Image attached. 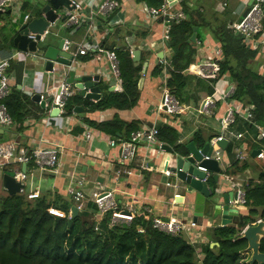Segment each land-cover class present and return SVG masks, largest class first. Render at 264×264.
I'll return each mask as SVG.
<instances>
[{
  "label": "crops",
  "instance_id": "obj_1",
  "mask_svg": "<svg viewBox=\"0 0 264 264\" xmlns=\"http://www.w3.org/2000/svg\"><path fill=\"white\" fill-rule=\"evenodd\" d=\"M73 1L87 2V0ZM115 1L119 4L116 11L118 17L114 16L110 20L98 17L95 21V31L91 35L86 31L85 26L74 30L63 27V23H60L57 29L52 32L57 36V39L68 40L71 43L70 53H76L73 57L76 61L74 66H77L80 72L100 76V99L105 94L115 93L113 88L118 86V81L111 74L105 57L96 53V46L100 45V48L106 51L111 49L128 51L130 49L132 52H138V65L141 64V74L137 83L139 97L136 106L130 110L111 108L104 111L87 112L83 107L84 101L91 103L97 101L83 99L80 97L79 91L75 89L74 96H77L76 98L80 100L77 103L75 101L71 103V111L73 112L68 116H51L53 111L49 112L47 105L46 108L44 106V109H42L44 114L42 113L41 116L31 110L30 114L26 115L22 130L19 133L14 131V126H11L8 130L0 126V130H2L0 132V142H11L18 148L28 151L41 148L44 150L57 149L59 152L57 172L45 169L39 170L31 163L26 166L15 164L4 168L0 167V195H6L1 186L3 172H24L26 180L21 194L25 195L28 200L40 197H45L52 202L65 200L72 207L74 205L69 190L75 187L76 180L83 178L86 182L83 188L85 203L83 205L84 209L79 211L78 215H88V220L92 222L98 223L102 219L88 208L90 203L87 198L95 190L112 191L118 208L121 210L131 209L134 216L143 214L149 220L153 217H160L163 220L174 218L181 221H192V211L188 205V190L185 186L177 184V190L165 187L167 179L162 171L165 167L168 170L172 167V163L169 162V155H176L172 152L170 146L165 145L170 148L171 153L159 151L156 147L147 148L144 144H140L135 159L130 163L123 164L120 162L119 148L109 146V141L113 138L89 127L86 122L91 121L101 124L116 119L123 124L134 123L136 130L142 127L156 126L160 128L166 126L176 131L179 144H184L187 148L189 143H193L198 150L201 149L193 142L196 133H201L206 144L212 138L219 136L226 138L227 145L224 150L221 149L222 161L219 163L220 172L217 183V185H222L226 182L225 180L228 181L225 183L226 185H222L224 189L226 188V190H222L224 192L231 190L228 185H236L243 190V185L248 181H258L259 175L264 173V160L256 159V154H252L259 152V150L264 152V140L263 142L258 140L257 143L260 146H256L255 135L257 133L251 134L248 140L251 147L249 149V145L245 140L248 121L245 120L244 115L239 116L241 119H236L235 124L230 127L233 134L242 135L240 139H235L222 132L220 119L231 105L233 107L235 105V102L231 101V104L229 100H222L220 97L232 87L226 74L215 82L212 86L213 93L208 95L202 86L197 85L198 80L185 71L183 74L191 76V78L190 86L186 89L184 95L188 99V103L181 104L179 102L183 106V112L174 118L158 112L157 106L161 98L163 78L164 76L169 78V75H165L163 70L158 76H152L151 73L159 65L160 60L168 62L171 55V51L167 49L166 42L163 40V25L159 20H149L146 8L150 7L145 2L137 0ZM186 1L190 8L198 6L204 24L226 23L229 29L232 24L243 17L248 4L252 2V0ZM39 3H41V0H18L13 12L10 13V17L0 19V60L16 50L13 45V38L18 27L24 23V17L39 18L41 16V5ZM172 9L176 12L180 10L179 5H175ZM7 10L10 11V8ZM61 11L63 16H67L68 11L64 9H61ZM4 12H1V14ZM117 20L122 22H117ZM197 31L199 39H196L193 34L194 39L191 40L194 43L196 54L193 63L189 67L210 61H221L220 45L214 40L212 34L205 27L200 30L197 28ZM11 44L13 45L12 49H10ZM78 46H83L86 49L85 55L77 54ZM216 51H220L217 57ZM256 51V61L261 64L259 73L264 74V45H259ZM12 62L20 65L22 72L18 85L15 84L14 77L10 76V88L16 86L31 100L33 95L43 96L45 100H50L59 82L67 78L66 74L62 72L50 74L44 69V61H34L23 54H19ZM167 66H169L168 63L162 65V69L166 70ZM217 74L214 78L217 77ZM200 79L207 81L212 78ZM204 87H207V85L204 84ZM109 88L111 91H108ZM120 89L116 93H120L122 87ZM209 97L214 101V110L211 116H206L201 114L200 106ZM45 103L48 104V102ZM72 107H77L82 112L75 113ZM38 116L40 117L36 118ZM86 131L92 133L91 139L88 141L85 139ZM127 137V134L119 135V141H124ZM228 146H232L231 150L226 149ZM239 147H241L240 151H237ZM245 147H247L246 152ZM241 150L245 152L244 160L235 161V154L241 152ZM129 170L131 174L126 175L124 171ZM225 172H228L229 175H225ZM175 191L180 197L176 199L174 204L172 198ZM236 210L238 216H247L248 209L246 206L236 208ZM84 220L86 221L82 218V221ZM196 225L191 235L186 237L182 234L186 240L187 238H193L196 241L193 246L206 244L208 242L206 234H210L215 227L221 226L219 217L215 220L207 217L198 218ZM197 256L200 260L202 259L199 248L197 249ZM250 256L251 254L247 256L248 260H250Z\"/></svg>",
  "mask_w": 264,
  "mask_h": 264
},
{
  "label": "trees",
  "instance_id": "obj_2",
  "mask_svg": "<svg viewBox=\"0 0 264 264\" xmlns=\"http://www.w3.org/2000/svg\"><path fill=\"white\" fill-rule=\"evenodd\" d=\"M137 1L145 2L150 8H157L163 2ZM179 8L185 19L171 24L166 41V47L171 51L166 69L169 75L166 86L170 93L181 104L188 103L184 95L190 86L191 76L183 73L193 63L196 54L191 36L194 34L199 39L198 31L194 33L193 29L205 27L219 43L222 59L216 62V78L205 81L193 75L198 80L197 85L211 95L215 82L223 75H228L229 84L233 88L228 100L244 107L251 106L252 120L248 123L264 130V74H260L258 70L260 63L256 61L257 51L247 50L241 36L229 29L226 23L204 24L198 6L190 8L186 0H181ZM7 11L0 14V19L10 17ZM12 48L11 44L10 49ZM110 51H114L117 56L122 91L105 94L96 103L84 101L83 107L87 112L111 108L130 110L138 102L137 83L141 64L135 66L129 51ZM162 70V65L159 64L151 75L158 76ZM21 72L20 65L9 62L6 75L9 78L12 75L16 85L20 83ZM76 97L67 101L64 116L73 112L71 103L80 100ZM1 103L6 107L16 133L21 132L26 115L31 110L40 116L44 112L16 86L10 88L9 94ZM86 123L116 140H119V135L124 134L128 135V140L130 133L136 130L134 123L123 124L116 119L109 123ZM157 129L160 143L170 146L176 155L188 156L186 145L179 144L175 130L166 126ZM193 142L199 149L206 144L201 133L194 135ZM231 148L232 146H228L226 149ZM224 174L229 175L228 172ZM206 184L211 187L214 181L209 178ZM243 191L248 212L247 216L242 217V224L215 227L210 234H206L208 242L200 246L191 245L182 235H169L152 228L151 220L143 214L135 216L129 224L119 223L113 226H109L111 215L107 214L98 223L97 230H94L96 223L88 220V215L71 216L69 222L71 205L65 200L52 202L45 197L28 200L23 194L0 195V264H238L241 253L247 249V242L239 235L240 231L257 220L264 222V173L259 175L257 182L248 181L244 184ZM90 206L94 207L91 210L95 213V206L89 204L88 208ZM50 208L64 213L65 218L50 215ZM82 218L86 221H82ZM138 229L143 232L138 233ZM211 243H216L217 246L211 248ZM198 248L202 253L201 260L197 256ZM259 251L264 253V238L260 240Z\"/></svg>",
  "mask_w": 264,
  "mask_h": 264
},
{
  "label": "built area",
  "instance_id": "obj_3",
  "mask_svg": "<svg viewBox=\"0 0 264 264\" xmlns=\"http://www.w3.org/2000/svg\"><path fill=\"white\" fill-rule=\"evenodd\" d=\"M181 0H163L162 4L157 8H146V14L149 20L151 21H160L163 25V40L166 42L168 40V35L170 31V26L172 23H178L185 19L184 14L178 10L174 11L172 8L175 5H179ZM18 0H0V12H4L6 9L10 8V12H13V9L16 7ZM71 6L73 9L67 13L66 19L63 22V27L68 29H77L85 26L86 31L91 35L95 31L96 24L95 21L98 17L104 19H111L116 14V11L119 8V4L115 0H87V2H79L71 0ZM29 17L25 16L24 21L26 22ZM117 22H122L117 20ZM230 29L235 32L237 35H240L242 38V42L246 49L256 51L259 45H264V0H253L251 6L249 7L248 12L236 23L230 26ZM47 34L45 31L42 35L39 36V41H42L44 36ZM28 38L33 42H36L35 35L29 34ZM97 44V43H96ZM71 43L68 40H64L62 51L70 52ZM96 53L101 54L107 60L111 74L117 79L118 86H114L113 91L119 92L121 89V82L119 79L118 72V60L114 51H106L100 48V45L96 46ZM129 53L132 57V51L129 49ZM19 54H23L25 57H30L34 61L41 60L39 54L35 52H19L14 50L8 57L0 60V126L10 128L13 126L12 120L7 113L6 107L1 103L8 94L10 90V78L6 75V70L9 67V62L16 58ZM78 55H85L86 49L83 46H78L77 49ZM220 51H216V57L219 56ZM74 57L76 53H71ZM166 61L160 60L159 64L166 65ZM165 75L166 70L163 69ZM187 73L194 75L199 78H214L217 73V63L214 61H210L208 63L197 64L195 66H191L187 68ZM168 80V76H164L163 84L161 88V98L160 102L157 106V111L163 115L174 118L176 115L181 114L183 112V106L179 103V101L170 93L169 89L166 86V81ZM233 88L230 87L229 90L221 95L222 100H228V98L232 94ZM75 88L66 83V79H63L59 82L57 88L52 93L50 100H45L43 96H40V101L44 102L45 108L48 105V111L56 110V116L61 117L64 116L65 106L67 101L74 96ZM230 101V100H229ZM45 102H48L45 103ZM234 102V101H232ZM231 103V101H230ZM232 104V103H231ZM214 110V101L211 97L205 99L200 106V112L203 115L211 116ZM252 110L251 106H242L238 105L235 102L234 107L231 105L224 113V115L220 119V126L222 132L224 134L233 137L235 139H240L242 137L241 134H233L230 130V127L235 124V112L239 114L240 117L242 115L245 116V120L248 122L252 120ZM256 126L258 130L257 139L263 141L264 140V130L260 127ZM158 129L156 126L150 127H142L132 133H130L128 140L119 141L116 139H112L109 141L110 147L117 146L120 151V162L123 164H127L132 162L137 154L138 146L140 144H144L147 148L156 147L159 151L163 146L157 139ZM92 133L90 131H86L85 139L88 141L91 139ZM226 140V138L219 136L216 138H212L208 144L211 147V152L209 155H204L202 157V161L214 160L217 163L222 161V150L217 146V143ZM242 146V145H241ZM241 147L237 149L240 151ZM242 152V153H241ZM237 152L235 154L236 161L244 160V152ZM59 152L57 149H49L44 150L41 148H36L31 151L18 148L15 144L11 142H0V167L4 168L10 165H22L26 166L28 164H33L39 170H49L51 172H57L59 168ZM256 159L264 160V152L259 150L258 154L255 156ZM199 171L205 172L208 174L206 169L197 167ZM14 179L19 181L23 187H25L26 174L24 172H15ZM126 175H130L131 171H124ZM162 174L166 177H173V173H171L166 167L162 171ZM118 176V174H116ZM209 178L206 176L202 183H206ZM228 182L227 180H225ZM225 182V183H226ZM222 185H226V184ZM86 182L83 178L76 180L75 187L69 190V194L71 196V201L73 202L74 207L77 211H81L84 209L83 199H84V190ZM166 187L173 188V190H177L178 186L176 182L167 183ZM221 187V186H220ZM231 192L235 193V200L231 201V207L235 209L237 206H245L244 199V191L236 186V185H228ZM221 189V188H220ZM24 190V189H23ZM21 191V193L23 192ZM226 190V188L222 189ZM89 199L95 205L97 212L95 215L100 218H104L105 215H111V221L109 222V226H113L119 223L129 224L134 216V212L130 210H121L118 208V205L114 199L112 191L106 190H95L89 194ZM180 195L176 194V191L172 198V203L175 204L177 198ZM48 213L52 216L58 218H65L64 213L50 208ZM149 213V212H147ZM71 212H69L68 220L71 219ZM101 219V220H102ZM100 220V221H101ZM258 220L256 223H259ZM99 223V222H98ZM94 230H97V225ZM152 228L164 232L169 235H182L184 234L191 235L194 229L196 228V223L193 221H181L174 218H169L168 220H163L160 217H153L151 219ZM247 227V226H246ZM245 227V228H246ZM243 228V229H245ZM242 229V230H243ZM239 233L240 236L243 235V231ZM138 233H142V229L137 230ZM187 241L194 245L196 241L193 238L188 239ZM250 253L245 250L241 253L240 257L249 256Z\"/></svg>",
  "mask_w": 264,
  "mask_h": 264
},
{
  "label": "water",
  "instance_id": "obj_4",
  "mask_svg": "<svg viewBox=\"0 0 264 264\" xmlns=\"http://www.w3.org/2000/svg\"><path fill=\"white\" fill-rule=\"evenodd\" d=\"M252 2L248 4L243 16L248 12ZM39 4L41 5V16L39 18L29 17L26 22L18 27L13 38L14 47L19 52H35L39 54L41 60L44 61V69L47 72L50 74L61 72L66 74V83L79 91L80 97L89 101H98L101 96L100 76L98 74L89 75L80 72L78 67L74 66L76 61L71 53L62 51L64 40L57 39V36L52 32L66 19V16L62 15L61 9L68 12L73 9L71 0H41ZM6 13L10 14L11 12L7 11ZM45 31H47V34L42 41H39V36ZM193 31L196 32L197 28H194ZM29 34L35 35L36 42L28 38ZM193 39L194 35L191 37V40ZM138 56V52L132 53V60L135 66L138 65ZM108 91H111V89L109 88ZM32 100L44 109V102L40 101V96L33 95ZM73 110L75 113H79L78 111L82 112L77 107L73 108ZM56 114L57 111L53 110L51 116H56ZM4 129L8 130L9 128L4 127ZM226 145V140L217 143V146L222 150L225 149ZM187 149L189 155L186 157L169 155V162L172 163L169 171L173 173L174 182L181 183L188 190V205L191 207L192 221L196 223L198 218L207 217L215 220L219 217L221 227L242 224V217L238 216V211L234 207H231V201L236 198L235 193L222 191V185H217L214 192L206 183H202V180L207 176L217 184L220 172L219 163L216 161H202V157L209 155L211 152L209 144L198 150L193 143H189ZM161 150L171 153L170 148L165 145L161 147ZM255 154H258V152H254L252 155ZM197 167L206 169L208 174L199 171ZM14 177L15 173L12 171L3 172L1 175L2 189L8 196L21 194L24 189L23 185L15 180ZM70 212L72 217L78 214L74 206L71 207ZM236 218L238 220L235 221L234 219ZM241 238L247 242L246 250L251 254L250 264H264V253L259 251L260 240L264 238V222L260 221L255 226H247ZM214 246H217V244H210L211 248Z\"/></svg>",
  "mask_w": 264,
  "mask_h": 264
},
{
  "label": "rangeland",
  "instance_id": "obj_5",
  "mask_svg": "<svg viewBox=\"0 0 264 264\" xmlns=\"http://www.w3.org/2000/svg\"><path fill=\"white\" fill-rule=\"evenodd\" d=\"M7 10V9H6ZM247 50H249V49H247ZM252 51V50H251ZM259 63V62H258ZM261 64H259V66H258V70H259V68L261 67L260 66ZM262 73H263V71H262ZM235 118L236 119H238V118H240L239 117V114L237 113V112H235ZM241 119V118H240ZM249 126V127H248ZM253 133H257L258 134V130H257V128H256V126H254V125H251L250 123H247V127H246V134H245V140L247 141V143H248V145H249V149H251V147H250V143H249V138L251 137V134H253ZM257 135H255V145L256 146H260V145H258V139H257ZM246 149H247V147H245V152H246ZM244 152V153H245ZM251 153V152H250ZM166 179H167V181L165 182V187H166V184L167 183H172V182H174V178H172V177H166ZM179 186H181V183H179V182H176ZM167 188V187H166ZM210 188H212V190L214 189V192H215V189L217 188V184L216 183H214V185L213 186H211ZM7 195V194H6ZM88 199V201H89V203L90 204H92V205H94L93 203H92V201L89 199V197L87 198ZM85 194H84V199H83V205H84V203H85ZM95 206V205H94ZM242 207H244V206H237V208H242ZM89 209H94V207L93 206H90V208ZM95 209H96V207H95ZM96 212H97V209H96ZM95 212V213H96ZM258 223H254V224H251V225H249V226H255V225H257ZM246 229V228H245ZM245 229H243L242 231L244 232L245 231ZM249 258L248 257H246V256H243V258L242 257H240V259L238 260V264H250V260H248Z\"/></svg>",
  "mask_w": 264,
  "mask_h": 264
},
{
  "label": "clouds",
  "instance_id": "obj_6",
  "mask_svg": "<svg viewBox=\"0 0 264 264\" xmlns=\"http://www.w3.org/2000/svg\"><path fill=\"white\" fill-rule=\"evenodd\" d=\"M71 215H72V214H71ZM257 221H258V220H257ZM257 221H256V222H257ZM261 222H262V221H261ZM244 228H245V227H244ZM240 232H241V231H240ZM241 237H242V236H241ZM249 253H250V252H249Z\"/></svg>",
  "mask_w": 264,
  "mask_h": 264
}]
</instances>
